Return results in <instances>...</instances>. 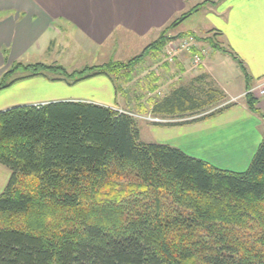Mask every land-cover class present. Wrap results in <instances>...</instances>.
Listing matches in <instances>:
<instances>
[{
	"label": "trees",
	"instance_id": "trees-1",
	"mask_svg": "<svg viewBox=\"0 0 264 264\" xmlns=\"http://www.w3.org/2000/svg\"><path fill=\"white\" fill-rule=\"evenodd\" d=\"M196 10L127 62L72 72L17 63L0 90L47 72L69 83L102 74L113 80L148 51H160L169 30ZM19 68L28 75L5 81ZM223 97L193 81L180 85L150 107L153 116L177 120L153 123L209 119L235 105L218 104ZM245 99L258 112L250 93ZM0 164L10 171L0 194V264H264V133L247 169L234 172L141 141L134 116L109 107L21 105L0 111Z\"/></svg>",
	"mask_w": 264,
	"mask_h": 264
},
{
	"label": "crops",
	"instance_id": "crops-1",
	"mask_svg": "<svg viewBox=\"0 0 264 264\" xmlns=\"http://www.w3.org/2000/svg\"><path fill=\"white\" fill-rule=\"evenodd\" d=\"M195 6L190 17L203 8L202 24L185 27L187 17L174 27L183 24L184 30L174 33L172 28L169 35L187 34L202 45L208 41L203 47L207 53L201 55L197 67L190 66L196 52L192 49L181 52L173 65L162 64L160 69L174 77L192 71L193 81L208 75L214 82L211 68L238 69L241 77L234 84L230 80L227 87L218 83L228 100L236 98L235 105L209 119L184 125H158L142 118L148 122L151 141H143L140 131L139 137L146 143L177 147L219 169L245 171L264 133V97L252 94L259 110L254 112L242 96L264 79V0H0V79L17 63L31 64L23 63L30 53L49 52L56 36L68 29L77 32V43L90 49L107 48L122 37L131 42L148 39L150 44L168 24ZM57 101L92 102L115 110L125 102L111 77L104 74L93 75L73 88L44 75L29 76L0 90V111ZM144 105L149 108L147 101ZM140 107L143 109V104L136 103L135 108ZM9 177V169L0 164V194Z\"/></svg>",
	"mask_w": 264,
	"mask_h": 264
},
{
	"label": "rangeland",
	"instance_id": "rangeland-1",
	"mask_svg": "<svg viewBox=\"0 0 264 264\" xmlns=\"http://www.w3.org/2000/svg\"><path fill=\"white\" fill-rule=\"evenodd\" d=\"M203 12L204 10L202 8L198 12H195L194 15H192L191 17L189 16V19L184 23L185 27H189L190 25L197 26V24L198 25L202 24L200 21L202 20ZM184 25L182 24L175 29L173 28L174 29L173 32L177 33L181 30H184L185 28ZM169 32L167 33V36L172 37V38L168 39L165 42V44L161 47L160 51L158 52L148 51L146 54H144V57L142 59L134 63V67L131 69V71L122 72L120 76L113 77L114 83L118 85V88L120 89L118 90L117 93L119 94L120 97L123 98V100H125L123 104L119 105L120 109L118 110L123 109V110L129 111L130 114L132 113L134 114V118L136 119V122H137V128H138V131H140L141 139L143 141H151V138L149 137L148 132L146 131L147 130L146 126L148 122L142 119L143 117L149 116L152 119L158 118L161 120H170L168 118H160L157 116H153L151 114L150 107H151L152 100L154 98H157V99L163 98L173 88L178 87L180 85H184V84L187 85L188 82H192L193 80H195V75L192 71L184 73L183 75H181V77L180 76L174 77V76H171L168 71L164 72V70L160 69V65L162 64H167V65L171 64V63H168L164 57V49L168 45V43L175 38L188 36L187 34L185 35L177 34L175 36H171L169 35ZM56 37L57 38L54 40V42L49 48L50 49L49 52L45 54L30 53L27 56V59L23 60V63L29 62L33 64L36 62H41L44 64H50V65L51 64L61 65L68 72L79 71L84 68H88L90 66H94L98 64L100 65L101 63H104V62L105 63L117 62V61L127 62L131 58L139 55L150 41L146 39L142 41L139 40V41L131 42L127 38L122 37L117 42H112V44L108 46L107 48L104 46L101 48L95 47V48L90 49L86 47L83 43L81 44H79L80 42L77 43V40H76V38L78 37L77 32H75L72 29H68L66 33L63 32L57 35ZM194 39L197 40L196 38ZM205 39L206 38H202V40H205ZM213 41H216V40H213ZM207 42L206 44L204 45L201 44L200 46H205V45L207 46L208 45ZM181 52H184V51H181ZM181 52H179V54H181ZM190 66L192 68L191 64ZM211 69H212V74L216 78L215 82L208 75H206V77L202 79V81H199V82L193 81L197 87L208 88L210 86V87L218 88L219 90H221L220 87H218V83L227 87L226 86L227 81L230 80V82L234 84L236 82L237 77H241L240 71L238 69L236 72H234L233 68H229V67H226V71H225L222 66L217 67V68H211ZM45 74L48 76L46 77L48 80H52L50 78L54 76L53 73L47 72ZM11 75L5 78V81H8L11 77L16 78L22 75L27 76L28 72L24 71V69L22 68H19V70L15 72L14 76H11ZM55 76H59V75H55ZM61 79H64V80H56V81H63L67 83L68 85L72 86V88L73 86H75V84H78L81 81L86 80V79H83L75 83H69L71 79H68L66 77L63 78V76H61ZM2 81L3 79L1 78L0 82ZM263 81L261 80L260 82H263ZM252 94H255V93H251V96ZM227 100L228 99L226 98V95H225V97H223L218 102V104H222V103L224 104L227 102ZM146 101L149 107L147 109H145L146 107L144 105ZM136 103L138 105L143 104V107H144L143 109L145 110L143 111L141 107L139 108V110H137L135 108ZM255 107L257 108L256 104H255ZM208 109L210 110L211 108H208ZM257 111L259 110L257 109ZM191 118L192 117H188V119H191ZM176 120L177 119L175 118V119H171L170 121L172 122ZM162 123H166V122H162Z\"/></svg>",
	"mask_w": 264,
	"mask_h": 264
},
{
	"label": "built area",
	"instance_id": "built-area-1",
	"mask_svg": "<svg viewBox=\"0 0 264 264\" xmlns=\"http://www.w3.org/2000/svg\"><path fill=\"white\" fill-rule=\"evenodd\" d=\"M201 44L195 40L192 37L189 36H184V37H178L175 38L173 40H171L168 45L165 47L164 49V57L165 60L168 63L173 64L175 61V58L179 55V52L181 51H190L192 49H196V52L192 53L191 59H190V64L192 65V67H197L200 65L201 63V55L207 53V48H203L204 46H200ZM255 93L258 96L264 97V81L263 82H259L256 86L248 89V91H246L245 93L242 94V96L245 97L246 93ZM236 98H232L230 100H227L226 103L229 102H235ZM119 112H123V113H127L130 114L127 111L124 110H118ZM132 116H134V114H130ZM151 122H158V123H162V122H169L170 120H161L158 118L152 119L150 117H143Z\"/></svg>",
	"mask_w": 264,
	"mask_h": 264
}]
</instances>
